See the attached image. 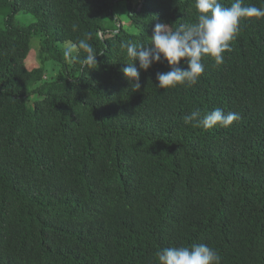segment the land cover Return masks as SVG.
I'll list each match as a JSON object with an SVG mask.
<instances>
[{
  "label": "trees",
  "instance_id": "trees-1",
  "mask_svg": "<svg viewBox=\"0 0 264 264\" xmlns=\"http://www.w3.org/2000/svg\"><path fill=\"white\" fill-rule=\"evenodd\" d=\"M122 1L0 0V264H158L157 251L200 243L221 264H264V18L241 19L195 85L157 88L164 61L133 91L121 42L147 45L157 23H194L196 9L125 0L124 26ZM84 33L99 54L81 72L58 46ZM36 37L42 64L61 66L50 81L25 64ZM197 108L241 118L203 130L184 123Z\"/></svg>",
  "mask_w": 264,
  "mask_h": 264
},
{
  "label": "clouds",
  "instance_id": "clouds-1",
  "mask_svg": "<svg viewBox=\"0 0 264 264\" xmlns=\"http://www.w3.org/2000/svg\"><path fill=\"white\" fill-rule=\"evenodd\" d=\"M194 4L196 22L182 23L174 30L167 24L157 23L147 45L121 42L120 47L126 51L129 60L122 72L133 91L140 88L141 70L146 71L152 64L164 61L170 70L156 74L157 88L195 85L204 73L203 58L212 59L213 67L224 63L223 54L232 51L231 42L236 39L241 19L264 18V7L242 6V0H234L230 6H224L220 0H194ZM77 27L72 25L73 31ZM90 39L91 34L84 33L83 38L77 42L69 40L63 48L64 59L78 64L81 72L97 66L96 55L99 53L89 43ZM181 61L187 65L186 68L178 66ZM240 118L234 111L224 112L215 108L202 113L197 108L184 117V123H192L193 127L203 130L216 126L227 129ZM155 257L158 264H221L218 251L204 243L164 248L157 251Z\"/></svg>",
  "mask_w": 264,
  "mask_h": 264
},
{
  "label": "rangeland",
  "instance_id": "rangeland-1",
  "mask_svg": "<svg viewBox=\"0 0 264 264\" xmlns=\"http://www.w3.org/2000/svg\"><path fill=\"white\" fill-rule=\"evenodd\" d=\"M139 1H142V0H131L132 4H136ZM127 3L128 2L124 0L118 6L114 8V13L116 17H118L122 21L124 26H126V24L128 23V7H127L128 4ZM16 23L19 26H24L25 24L28 23L27 17H25L23 14L19 15L16 18ZM41 42L42 40H40L39 37H36L34 43H32L31 45L30 53L25 63L28 70H33L35 68H38L42 64L41 58H40ZM63 48H64V45L58 46V50L61 52L62 55H63ZM42 66L44 68V73H45L44 79H43L44 81H50L51 79L56 77V75L60 73L61 71V66L57 64L56 62H53L50 60L46 61L44 64H42Z\"/></svg>",
  "mask_w": 264,
  "mask_h": 264
}]
</instances>
